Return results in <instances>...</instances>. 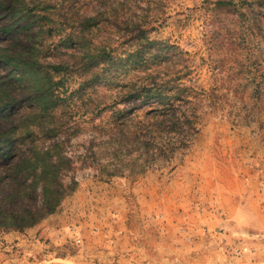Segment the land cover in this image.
<instances>
[{
  "label": "rangeland",
  "instance_id": "obj_1",
  "mask_svg": "<svg viewBox=\"0 0 264 264\" xmlns=\"http://www.w3.org/2000/svg\"><path fill=\"white\" fill-rule=\"evenodd\" d=\"M41 1L54 12V33L47 38L48 32L41 31L36 44L59 56L49 57V62L68 60L72 71L57 92L63 100L60 113L68 122L63 128L65 154L73 160L63 179L65 184L73 179L77 186L35 227L0 228V264H264V76L260 87L245 81L249 65L264 74V38L256 37L251 23L238 14L231 16L230 31L214 24V15L221 20L227 11L216 3L227 0L107 4L122 10L119 22L127 23L121 26L123 33H135L131 39L145 34L180 53L184 61L173 73L179 85L194 89L190 98L199 117L186 147L137 173V166L115 160L106 143L113 111L142 116L150 107L139 99L128 100L127 84L135 75L116 73L111 83H88L87 53L78 54L75 44L68 48L64 38L70 33L69 17L91 16L103 7L95 0H0V26L11 19L8 6L33 8ZM242 1L233 0L238 6ZM71 7L75 12L68 15ZM108 30L103 26L93 42L113 36ZM28 33L29 40L0 34V48L28 52L35 41L27 30L21 36ZM232 39L234 45L223 46ZM115 41L114 55L133 50L124 39ZM11 71L0 63L1 79ZM11 82V94L28 105V84ZM9 123L0 119V132L9 129ZM39 142L47 146L53 141ZM5 164L0 160L1 177ZM7 180L0 182V196L6 193Z\"/></svg>",
  "mask_w": 264,
  "mask_h": 264
},
{
  "label": "trees",
  "instance_id": "obj_2",
  "mask_svg": "<svg viewBox=\"0 0 264 264\" xmlns=\"http://www.w3.org/2000/svg\"><path fill=\"white\" fill-rule=\"evenodd\" d=\"M95 1L103 7V12H93L91 16L78 19L69 17L67 27L70 33L64 38L69 41L68 48L75 44L78 54L87 53L90 64L84 71H90L88 83L98 84L103 79L111 83L116 73L135 75V80L127 84L131 87L128 100L139 99L150 107L142 116L133 114L127 117L125 110L113 111L109 120L112 128L106 143L111 145L115 160L128 161L139 168L137 173H143L149 163L171 158L186 147L196 134L199 117L194 97L190 98L194 89L177 83L179 77L173 70L184 59L173 46L160 45L145 34L131 39L135 33H123L121 26L127 23L119 22L122 10L107 5L111 0ZM216 5L227 8L224 19L215 20L219 19L218 13L213 17L214 24L221 25L223 31L232 30L231 16L238 14L251 23V31L256 37L264 38V0H244L240 6L227 0ZM49 6L47 1H41L33 8L16 4L8 6L6 10L11 13V19L0 26V34H12L14 39L29 40V33L21 36L25 30L35 34L28 52L25 48L14 52L0 48V63L12 67L6 79L0 78V119L11 123L9 129L0 132V160L6 163L0 182L8 178L6 193L0 196V228L5 230L24 231L35 227L53 214L77 186L75 180L65 184L63 179L73 160L65 154L67 137L63 128L68 122L60 113L63 100L57 92L63 78L72 72L70 62H49V57L59 56L51 54L50 48H39L36 44L41 31L48 32L47 38L54 33L51 26L54 22L50 18L54 12ZM73 12L75 9L71 7L68 15ZM27 18L29 21L21 25ZM103 26L114 35L93 42L95 33ZM115 37L124 39L133 50L124 56L114 55L115 50L111 48H117ZM233 39L232 43L224 42L223 46L234 45ZM71 58L76 60L77 57ZM246 68L247 86L261 85L264 74L252 65ZM61 75L63 77L56 81L55 76ZM12 79L28 84V105L18 102L16 95L11 94ZM257 79L260 82H256ZM23 120L25 122L20 126L19 122ZM45 140L53 142L41 146L39 141L44 143ZM133 154L134 159L131 158Z\"/></svg>",
  "mask_w": 264,
  "mask_h": 264
}]
</instances>
